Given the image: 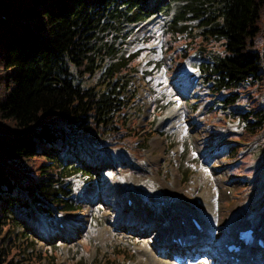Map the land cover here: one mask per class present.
Segmentation results:
<instances>
[{
	"label": "trees",
	"instance_id": "16d2710c",
	"mask_svg": "<svg viewBox=\"0 0 264 264\" xmlns=\"http://www.w3.org/2000/svg\"><path fill=\"white\" fill-rule=\"evenodd\" d=\"M181 1L183 15L171 24L183 23L181 35L189 27L198 39L194 52L205 54L206 44L217 42L200 66L209 92L226 93L223 103L244 123L241 143L264 145V0ZM153 4L168 15L160 0H0V264H23L13 263L3 244L18 225L10 207L34 205L47 216L75 211L60 187L83 171L75 161L108 167V155L123 170L142 165L133 150L138 137L124 117L135 96L127 77L137 61L107 40L145 22ZM142 132L145 141L153 134ZM252 188L260 194L264 179ZM112 255L92 264L127 262L124 253ZM31 258L28 264H40V253Z\"/></svg>",
	"mask_w": 264,
	"mask_h": 264
},
{
	"label": "rangeland",
	"instance_id": "374dc122",
	"mask_svg": "<svg viewBox=\"0 0 264 264\" xmlns=\"http://www.w3.org/2000/svg\"><path fill=\"white\" fill-rule=\"evenodd\" d=\"M164 1L168 5V18L157 14L137 28L126 27L125 31L132 32L129 39L121 36L123 30L109 35L107 40L115 49L123 44L120 54L124 57L135 54L139 63L128 83L129 87L136 88V98L127 106L124 117L126 126L138 137L134 144L143 146L142 150L133 146L134 156L140 154L144 158L143 166L134 172L113 168V171L91 170L71 176L68 183L60 185L67 190L71 199L67 200L73 202L77 210L68 217L55 219L57 216L44 217L36 210L34 212V208L10 207L7 215L17 220L18 225L3 244L10 246L9 258L13 263L28 264L30 255L33 258L40 253V264H48L46 257L56 261L55 264H92L110 258L113 252L116 259L124 253L125 258L128 257L125 264H154L149 253L141 252L154 254L157 243L152 231L156 227L161 234L172 231L174 224L191 211L200 212L198 222L205 224L198 205L202 204V195L206 191L215 197L218 210L223 211L221 217L229 222L228 225L224 223L227 232L238 222L240 214H248L249 208L253 209L250 224L259 223L264 212V198L261 203L248 204V196L257 193L252 186L264 177L262 173L255 179L253 174L264 166V145L247 141L240 144L243 123L236 117H228L234 113L222 105L219 107L221 99H215L208 92L203 79L190 80V76L198 72L200 58L215 50L217 42L207 43L205 54L171 67L172 52L183 55L186 51L185 56L193 54L198 39L188 31L189 27L186 34H177L182 29V22L166 23L171 20L170 16L183 15L185 3ZM149 21L151 24L147 29ZM146 34L150 35L144 38ZM173 36L176 42L169 53ZM155 105L163 111L162 115L153 113ZM152 127L155 134L145 141L142 136L146 133L141 131ZM233 150H237L235 159L228 157ZM196 184L198 188L194 187ZM263 196L264 192L258 199ZM126 197L137 202L136 209L125 206ZM148 215L151 220L142 223ZM58 223L63 224L62 229L57 228ZM128 223L131 226H127ZM144 224L151 229L142 230ZM206 224L211 223L207 221ZM35 225H45L46 239L35 233ZM124 227L132 230L125 231ZM257 231L263 233V230ZM210 240L213 241L203 244L207 245L206 252L198 254L192 264H204L209 258L215 238L212 236ZM196 253L194 251L192 255ZM184 260L181 259L184 263L189 262ZM255 260L258 263L259 257ZM168 261L179 263V259ZM107 264L118 263L110 259Z\"/></svg>",
	"mask_w": 264,
	"mask_h": 264
},
{
	"label": "bare ground",
	"instance_id": "6f19581e",
	"mask_svg": "<svg viewBox=\"0 0 264 264\" xmlns=\"http://www.w3.org/2000/svg\"><path fill=\"white\" fill-rule=\"evenodd\" d=\"M149 24L150 23L147 24L146 28L149 27ZM194 187L198 188L197 184ZM202 193H203V191H202ZM202 196H203L202 197V204L198 205V207L202 211V213H203L202 215L205 218L206 223L208 221L211 224H206V223L201 224L199 227L200 229H199L197 227L196 223H197V221H199L198 217H200V212H198V214H197L195 211H191L190 215H186V216L184 215L182 219H179L178 222L174 224L173 229L170 232L167 231L164 234H161L160 229H157V227H156L152 231V234H154L153 238L155 237V241L157 243L156 247L154 248V251H153L154 254H152L150 251L149 252H147L145 250L141 251V252H143V254L149 253V256L151 257V260L154 264H171L168 261V259H170L169 258V256H170L169 252H171V251L174 252L172 254L173 257H179L181 259L184 258L185 259L184 261H193L194 259L192 260V258H194V256L192 255V250L197 252V254H202V253L206 252L205 249H206L207 245H203V244L209 243L210 238H212V236L215 238V241L213 242L214 245H212L211 254H210L209 258L206 259L204 264H219V263H221V264H239L240 262H244V261L250 262L251 260L256 259L254 256V255H257L254 253L255 245L252 243L249 245L241 246L240 250L237 251L236 253L235 252H229L228 253L226 251V248L224 247V244L225 243L230 244L231 242L235 241V240H231V238L233 236H235V239H236V237L238 235V231L242 230V229H247V228L253 229L254 233H255V239H258L260 236H262V234H260L256 231L262 230V226L259 225V223L249 224L250 220L246 217L241 216V219L238 220V222L232 227V229L229 232H227V229H226V226H224V223H227V225H228L229 222L227 221L226 218L224 219V217L223 218L221 217L223 215L222 214L223 211L221 212L220 210H217L216 199H214L212 194L208 193L207 191L205 193H203ZM250 203L251 202L249 201L248 204H250ZM133 205H134V207L137 208V202H135V200L133 202ZM251 210H253V209L249 208V211H251ZM215 211L218 212L217 217H215ZM246 213L247 212H245L244 214H246ZM117 214L118 213H116V215ZM240 215H242V214H240ZM149 220H151V218L147 217L146 219L142 220V223L143 222L147 223V221H149ZM261 220H264V212L262 214ZM215 222H217L216 226L214 225ZM149 224L152 225L153 223L149 222ZM201 228H202V230H201ZM124 229L132 230L131 228H128V227H124ZM219 229H221V231H218ZM191 235H196V239L202 237V238H204V240H202L201 243H198L196 245L195 241L191 242V240H193L190 238ZM168 238H173L175 240H179L181 243H183V245L179 246L177 244L171 243L168 241ZM163 239H166V241H164ZM164 243L169 246V250L166 251L165 253L163 250ZM258 251H259V249H258ZM188 252L191 255L188 254ZM179 253H182V256H180ZM262 253L264 255V250L262 251ZM155 254L157 256H159L158 258H160V256H161L160 254H165V256H167V257L158 259L155 256ZM231 255H235V258H237L236 263H235V260H233L234 262H232L230 260L229 256H231ZM251 257H254V258L250 259Z\"/></svg>",
	"mask_w": 264,
	"mask_h": 264
}]
</instances>
